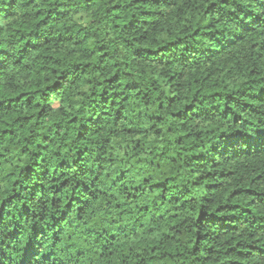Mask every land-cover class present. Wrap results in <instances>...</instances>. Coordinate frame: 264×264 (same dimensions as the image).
<instances>
[{"label": "trees", "instance_id": "obj_1", "mask_svg": "<svg viewBox=\"0 0 264 264\" xmlns=\"http://www.w3.org/2000/svg\"><path fill=\"white\" fill-rule=\"evenodd\" d=\"M0 264H264V0H0Z\"/></svg>", "mask_w": 264, "mask_h": 264}]
</instances>
